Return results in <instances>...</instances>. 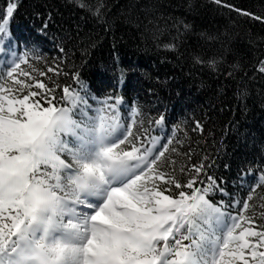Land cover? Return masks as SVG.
Listing matches in <instances>:
<instances>
[{
    "label": "snow or ice",
    "instance_id": "obj_1",
    "mask_svg": "<svg viewBox=\"0 0 264 264\" xmlns=\"http://www.w3.org/2000/svg\"><path fill=\"white\" fill-rule=\"evenodd\" d=\"M15 8L0 15V264H264V225L247 214L264 172L232 215L204 164L177 179L173 140L136 134L135 119L122 124L118 98L89 116L65 86L58 106L59 86L12 50Z\"/></svg>",
    "mask_w": 264,
    "mask_h": 264
},
{
    "label": "trees",
    "instance_id": "obj_2",
    "mask_svg": "<svg viewBox=\"0 0 264 264\" xmlns=\"http://www.w3.org/2000/svg\"><path fill=\"white\" fill-rule=\"evenodd\" d=\"M9 3L12 50L46 72L37 79L59 86L58 106L65 86L87 101L80 108L89 116L118 98L122 124L135 119L136 134L173 140L177 179L204 164L224 190L216 200L241 212L235 201L264 172V21L253 18L264 17V0H0V15ZM260 197L264 187L247 213L257 226Z\"/></svg>",
    "mask_w": 264,
    "mask_h": 264
}]
</instances>
